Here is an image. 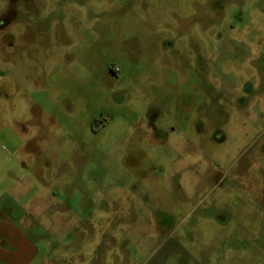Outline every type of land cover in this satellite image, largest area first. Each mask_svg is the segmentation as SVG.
Listing matches in <instances>:
<instances>
[{"label":"rangeland","instance_id":"374dc122","mask_svg":"<svg viewBox=\"0 0 264 264\" xmlns=\"http://www.w3.org/2000/svg\"><path fill=\"white\" fill-rule=\"evenodd\" d=\"M0 218L23 264H264V0H0Z\"/></svg>","mask_w":264,"mask_h":264},{"label":"crops","instance_id":"0c3cea01","mask_svg":"<svg viewBox=\"0 0 264 264\" xmlns=\"http://www.w3.org/2000/svg\"><path fill=\"white\" fill-rule=\"evenodd\" d=\"M27 250H30V245L22 232L0 218V264H23L22 253Z\"/></svg>","mask_w":264,"mask_h":264}]
</instances>
